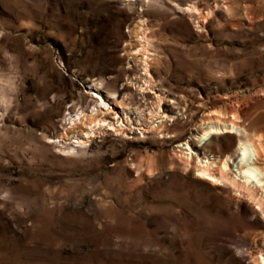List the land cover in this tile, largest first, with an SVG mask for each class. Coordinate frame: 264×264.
I'll return each instance as SVG.
<instances>
[{
	"label": "rangeland",
	"instance_id": "obj_1",
	"mask_svg": "<svg viewBox=\"0 0 264 264\" xmlns=\"http://www.w3.org/2000/svg\"><path fill=\"white\" fill-rule=\"evenodd\" d=\"M233 109L264 136V0H0V264H261L258 205L197 172Z\"/></svg>",
	"mask_w": 264,
	"mask_h": 264
},
{
	"label": "bare ground",
	"instance_id": "obj_2",
	"mask_svg": "<svg viewBox=\"0 0 264 264\" xmlns=\"http://www.w3.org/2000/svg\"><path fill=\"white\" fill-rule=\"evenodd\" d=\"M100 100L101 104L104 105V101L102 99ZM232 111L233 114L231 117L225 119L218 118L214 122L204 121L203 123H201L200 127H206L204 128L201 136L197 135V139L201 138L200 143L203 144L204 142H209L210 139H212L214 136H218L222 133H229L236 134L237 136L243 135L245 137V142H243L239 146V151L234 157L228 156L226 158L211 160L207 157L201 158L200 156H198L197 172L201 178L207 181H210L212 183L220 182L229 184L237 188L239 191H242L245 196L249 197L254 203L258 205L261 214L264 215V167H262V162L264 161V136L261 134H249L248 128L244 124L241 110L233 109ZM94 113L95 112L93 111L91 116L89 115L90 118L88 120H90V123L95 124L94 127L107 126L105 125V121L103 119L97 118ZM83 117L85 116L77 115V117L75 118L71 117V127L76 125L78 122L83 123ZM127 121L129 122L128 118ZM116 127L119 126L113 124L111 125L110 129L117 130ZM89 130V133L87 132L88 134H86L85 136L80 135L82 136V138L77 139L72 143L76 146L87 143L90 136H94L92 127ZM61 139L62 138H60L58 141H60ZM189 144L190 142L187 141L183 144L178 145V147H181L186 151L192 150ZM186 157L187 156L185 155L181 156V161H189V158ZM190 159H194L192 156V152ZM261 264H264V258L261 260Z\"/></svg>",
	"mask_w": 264,
	"mask_h": 264
}]
</instances>
